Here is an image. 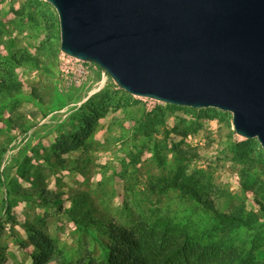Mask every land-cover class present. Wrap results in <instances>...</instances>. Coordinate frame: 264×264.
<instances>
[{"label": "rangeland", "instance_id": "1", "mask_svg": "<svg viewBox=\"0 0 264 264\" xmlns=\"http://www.w3.org/2000/svg\"><path fill=\"white\" fill-rule=\"evenodd\" d=\"M0 77L20 84L0 95V264H100L109 223L140 221L264 264V151L229 112L127 94L62 53L42 0H0ZM191 193L249 225L218 227Z\"/></svg>", "mask_w": 264, "mask_h": 264}, {"label": "water", "instance_id": "2", "mask_svg": "<svg viewBox=\"0 0 264 264\" xmlns=\"http://www.w3.org/2000/svg\"><path fill=\"white\" fill-rule=\"evenodd\" d=\"M60 49L127 94L232 115L264 151V0H42Z\"/></svg>", "mask_w": 264, "mask_h": 264}, {"label": "trees", "instance_id": "3", "mask_svg": "<svg viewBox=\"0 0 264 264\" xmlns=\"http://www.w3.org/2000/svg\"><path fill=\"white\" fill-rule=\"evenodd\" d=\"M21 60H28V57H23ZM19 88L20 84L17 82L0 77V95L2 93L12 95ZM90 128L91 123L85 124L79 135L87 137ZM175 152L181 158H189L187 151L177 148ZM161 183L160 180L156 181L151 185L150 190L154 191ZM191 194L205 209L213 213L218 227L229 226L230 229H235L249 225V222L240 219L241 211L236 210L235 213L230 214L219 213L210 201H204L194 193ZM260 207L264 212V206ZM107 228L106 233L111 239L110 254L108 259L100 264H255L250 256L242 257L235 251L217 252L216 246L194 245L186 231L168 224L160 226L158 223L153 225L140 221L132 227H122L109 223Z\"/></svg>", "mask_w": 264, "mask_h": 264}]
</instances>
